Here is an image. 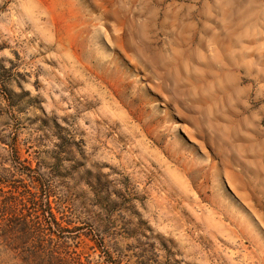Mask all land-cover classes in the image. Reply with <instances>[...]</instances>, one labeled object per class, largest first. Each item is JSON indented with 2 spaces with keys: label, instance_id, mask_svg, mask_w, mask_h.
I'll use <instances>...</instances> for the list:
<instances>
[{
  "label": "rangeland",
  "instance_id": "rangeland-1",
  "mask_svg": "<svg viewBox=\"0 0 264 264\" xmlns=\"http://www.w3.org/2000/svg\"><path fill=\"white\" fill-rule=\"evenodd\" d=\"M0 264H264V0H0Z\"/></svg>",
  "mask_w": 264,
  "mask_h": 264
},
{
  "label": "trees",
  "instance_id": "trees-1",
  "mask_svg": "<svg viewBox=\"0 0 264 264\" xmlns=\"http://www.w3.org/2000/svg\"><path fill=\"white\" fill-rule=\"evenodd\" d=\"M11 107H12V108H15V104H11ZM6 143H7V142H6ZM58 159L61 160L60 157H59ZM40 186H41V187H39L38 189H40V188H44V187H45V186H43L42 183H40ZM49 196H50V197H54V196H55L54 192H51ZM53 203H55V201H52V203H50V209H51V210L55 209V206H53ZM54 223H55L56 225H59L56 221H55ZM68 225H71V222H68Z\"/></svg>",
  "mask_w": 264,
  "mask_h": 264
},
{
  "label": "bare ground",
  "instance_id": "bare-ground-1",
  "mask_svg": "<svg viewBox=\"0 0 264 264\" xmlns=\"http://www.w3.org/2000/svg\"><path fill=\"white\" fill-rule=\"evenodd\" d=\"M198 45H201L202 47H203V46H204V47L206 46L204 42H199ZM198 45H197V46H198ZM204 47H203V48H204ZM200 67H201V66H200Z\"/></svg>",
  "mask_w": 264,
  "mask_h": 264
}]
</instances>
